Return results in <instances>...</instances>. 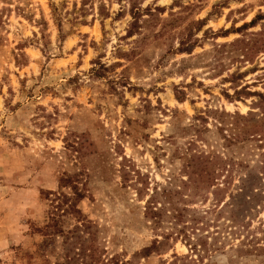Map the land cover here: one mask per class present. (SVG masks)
Returning <instances> with one entry per match:
<instances>
[{
	"label": "rangeland",
	"instance_id": "1",
	"mask_svg": "<svg viewBox=\"0 0 264 264\" xmlns=\"http://www.w3.org/2000/svg\"><path fill=\"white\" fill-rule=\"evenodd\" d=\"M258 38L264 0H0V264L62 262L60 242L45 257L38 246L52 212L47 193L64 177L79 179L78 209L98 228L103 259H115L108 264H263L239 258L229 242L200 262L181 233L190 223L157 233L144 217L152 190L174 174L192 195L189 146L260 165L264 140L232 135L236 119L218 113L264 116V43L250 57L228 54ZM142 181L149 191L140 197ZM233 187L189 197V214L219 205ZM259 220L264 209L252 224ZM59 224L79 223L67 215Z\"/></svg>",
	"mask_w": 264,
	"mask_h": 264
},
{
	"label": "trees",
	"instance_id": "2",
	"mask_svg": "<svg viewBox=\"0 0 264 264\" xmlns=\"http://www.w3.org/2000/svg\"><path fill=\"white\" fill-rule=\"evenodd\" d=\"M263 43L264 39L259 38L253 41L239 40L229 46L234 47L237 44H243L244 47H236L233 51H229L228 54L242 51L243 57H250L254 53L252 49ZM258 50L260 48L256 51ZM223 52L221 49L218 50V54H223ZM246 89L247 87L242 88V92H245ZM247 94L249 96L259 95L263 97L262 94L257 93L247 92ZM236 95H239V92ZM227 97L230 98L229 95ZM180 99L183 100V97L180 96ZM218 113L222 116H231L236 119L235 122L231 123L233 126L232 135L240 134L244 131V138H248V140L254 139L259 143L263 142L264 116L262 118H254L239 113L229 114L224 111ZM201 119L204 122L206 121L204 118ZM238 120H244L245 129H242ZM195 126L198 125L195 124ZM222 126L223 124L219 128L221 132L224 131ZM200 132L201 130H199ZM227 138L225 136V139ZM228 139L229 145H233L238 141V139ZM259 147L261 149L264 148L263 143L259 144ZM184 151L190 172L197 178L188 180L192 195L182 192L181 186L176 182L181 181L183 184L184 180L175 174L172 178H168V185L160 189L158 187L154 188L144 205V217L153 230L158 233L159 230L167 229L165 224H173L175 225L173 228H176L181 223H190L184 226L181 233L184 234V241L188 245L190 252L197 255V260L200 262L203 259L205 260L204 255L223 251L226 242L231 243L229 244L230 249L237 252L239 258L250 257L258 259L264 257V221L259 220L260 224H252L254 219L259 216L261 210L264 209V152L260 165L256 167L251 166L245 160L239 162L228 160L227 162L223 161L220 156H218V159H210L209 155L212 157L214 154L208 153L207 157L203 154H195L190 146ZM236 177L238 178V184H235ZM142 184L143 187L137 188L138 196L140 197L143 196L142 193L145 189L149 191V187L146 186L144 181H142ZM66 186L74 192V196H68L61 192ZM125 186H127V182H125ZM231 187L233 188L229 192L227 200H223L214 208L204 209L203 213L199 211L198 214H189L191 210L196 213V209H192L189 206V197H201L202 194H199L201 190L205 191L206 196L211 191L214 193L215 190L227 194ZM79 190L78 178L68 179L64 177L60 181V191L47 193L49 197H53L49 199L52 212L50 213L49 223L39 230L44 241L38 246V251L41 252V256L45 257V248L50 244L60 242L63 248V253L60 255L62 262L55 264H108V262H113L114 258H109L107 262L103 259L106 250L99 248L98 228L95 224H91L89 221L86 222L78 209V201L82 200V195L77 193ZM61 212L62 214H60ZM67 215L74 216L79 224H76L71 230L65 231L59 222L61 217ZM212 216L216 217L212 219ZM210 221H213L214 230L204 235L207 231L206 228L210 226L208 224ZM199 223H202L201 227ZM192 224L191 229L194 231L193 234H197L196 237H192L186 231L188 226ZM171 236L172 234H168L163 237V240H168ZM236 240L239 241L236 242ZM161 244L156 239L152 248L158 250ZM151 249H146L144 253L148 254ZM115 262L118 263V261ZM48 263L54 264L49 262V260ZM123 264H129V262L124 261Z\"/></svg>",
	"mask_w": 264,
	"mask_h": 264
}]
</instances>
